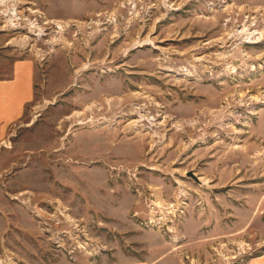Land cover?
I'll return each mask as SVG.
<instances>
[{
  "label": "rangeland",
  "instance_id": "obj_1",
  "mask_svg": "<svg viewBox=\"0 0 264 264\" xmlns=\"http://www.w3.org/2000/svg\"><path fill=\"white\" fill-rule=\"evenodd\" d=\"M0 1V264H264V0Z\"/></svg>",
  "mask_w": 264,
  "mask_h": 264
},
{
  "label": "crops",
  "instance_id": "obj_2",
  "mask_svg": "<svg viewBox=\"0 0 264 264\" xmlns=\"http://www.w3.org/2000/svg\"><path fill=\"white\" fill-rule=\"evenodd\" d=\"M32 68L30 63L22 61L15 66L12 76L0 78V139L6 137L10 125L22 118L25 106L33 98L35 79Z\"/></svg>",
  "mask_w": 264,
  "mask_h": 264
},
{
  "label": "water",
  "instance_id": "obj_3",
  "mask_svg": "<svg viewBox=\"0 0 264 264\" xmlns=\"http://www.w3.org/2000/svg\"><path fill=\"white\" fill-rule=\"evenodd\" d=\"M188 175L191 176V177H193L196 181H199L200 180L199 177L193 171H190L188 173Z\"/></svg>",
  "mask_w": 264,
  "mask_h": 264
},
{
  "label": "bare ground",
  "instance_id": "obj_4",
  "mask_svg": "<svg viewBox=\"0 0 264 264\" xmlns=\"http://www.w3.org/2000/svg\"><path fill=\"white\" fill-rule=\"evenodd\" d=\"M1 2V1H0ZM17 13V12H16Z\"/></svg>",
  "mask_w": 264,
  "mask_h": 264
}]
</instances>
